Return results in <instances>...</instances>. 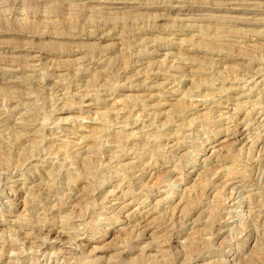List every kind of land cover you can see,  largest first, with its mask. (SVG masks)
I'll return each instance as SVG.
<instances>
[{
  "label": "rangeland",
  "instance_id": "obj_1",
  "mask_svg": "<svg viewBox=\"0 0 264 264\" xmlns=\"http://www.w3.org/2000/svg\"><path fill=\"white\" fill-rule=\"evenodd\" d=\"M0 264H264V0H0Z\"/></svg>",
  "mask_w": 264,
  "mask_h": 264
}]
</instances>
